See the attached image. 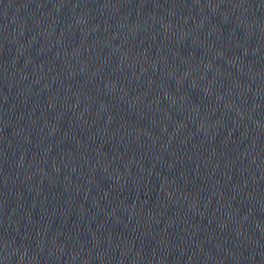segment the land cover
Instances as JSON below:
<instances>
[{"label":"water","instance_id":"obj_1","mask_svg":"<svg viewBox=\"0 0 264 264\" xmlns=\"http://www.w3.org/2000/svg\"><path fill=\"white\" fill-rule=\"evenodd\" d=\"M0 264H264V0H0Z\"/></svg>","mask_w":264,"mask_h":264}]
</instances>
